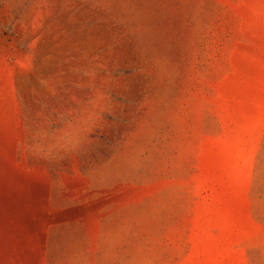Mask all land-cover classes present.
<instances>
[{
	"label": "rangeland",
	"instance_id": "rangeland-1",
	"mask_svg": "<svg viewBox=\"0 0 264 264\" xmlns=\"http://www.w3.org/2000/svg\"><path fill=\"white\" fill-rule=\"evenodd\" d=\"M0 264H264V0H0Z\"/></svg>",
	"mask_w": 264,
	"mask_h": 264
}]
</instances>
